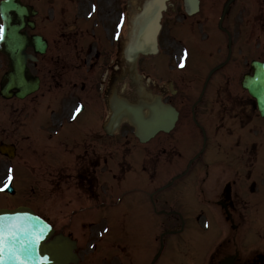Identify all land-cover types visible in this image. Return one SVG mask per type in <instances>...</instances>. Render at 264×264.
Wrapping results in <instances>:
<instances>
[{"label": "rangeland", "instance_id": "374dc122", "mask_svg": "<svg viewBox=\"0 0 264 264\" xmlns=\"http://www.w3.org/2000/svg\"><path fill=\"white\" fill-rule=\"evenodd\" d=\"M25 1L33 3L39 9L40 12L34 17L36 22L35 31L47 36L51 42L48 56H55L58 53L57 46H66L62 43L59 44L57 41V38L59 37L56 29L57 24L62 22L60 20L62 15H60V17L50 15L52 13H57L59 6L58 0H42L45 2L44 4L41 0ZM75 1H79V5L85 7L82 9L88 11V0ZM119 1H121L122 4ZM149 1L150 0H129V27H131L130 18H134V15L139 11V8L147 5ZM223 1L224 0H201L200 11L195 14L194 17L190 18L191 24L193 25L192 31L188 25H178L177 21L173 24H168V16L172 18L171 14L173 8L177 11V15L174 16L176 19L183 16L186 8L182 0H166L167 8L163 12L161 19L164 20L165 24H168V26L165 27L166 33L164 39L169 42V49L171 50L170 61L172 60L173 62V59L175 61L181 52L186 53V67L190 69V71L193 70L191 72V74H193L202 70L201 63L206 62L207 58L210 59L211 57H216L217 49L214 41L215 33L209 28V24L217 22L218 16L221 13ZM98 2L100 4V11H105L108 15L117 12L122 7L121 5L128 4L127 0H97L96 3ZM46 4L50 13H48L45 8ZM260 4L261 2L258 0H234L233 5H230V10H228L225 15V20L231 28H233L232 26L239 17L244 25L247 23L246 30H250L253 34L251 40H248L247 35V45L256 43L253 41V39L256 38L257 46L252 45L255 47V50L252 53L259 57L264 56V10L263 8L259 10ZM52 7H54V10L51 9ZM239 9H241V14L237 13ZM73 39L75 40L76 37H73ZM252 46L249 48L253 49ZM67 48L71 49L70 45H67ZM44 60L45 59H43L42 66H39V70L43 74L46 67ZM153 61L154 58H152L149 63H140L138 73L139 75L146 76V78L143 79V83H140L138 90L140 87L146 89L151 88L154 77L156 78L157 83H159V79L163 77L158 68H153ZM172 62H170V66L172 65ZM5 65L6 60L3 56H0L1 72L5 69L3 68ZM143 65H145V67ZM85 67L86 65L80 63L78 64L77 69L80 70L81 74H87V72L84 71ZM226 67L227 69H225V71H228L229 69L233 79L225 86L230 87L228 90L229 93H236L235 97L237 99V102L233 105L235 108L232 113L236 114L235 117H237V114L239 113L248 114L249 118L247 120L250 123L233 125L234 128L232 129L233 132H240V135H243L248 140L238 142L237 140H234L236 136L235 134L232 133L228 135L225 133V141H223L220 146V148H223L221 151L228 154L226 160L227 163H230L233 157V155L229 154H237L241 163V153L243 150L247 149L250 151L252 150L253 145H256L255 151L257 156H259L258 153H260L257 167H260L262 173H264V117H259L257 111H251V109H253L251 104L252 100L248 97L247 93L241 90L239 85H237L239 80L238 74L244 70V65H241L233 59ZM73 70L72 67L69 68L67 74L72 76ZM146 71L150 73H147ZM54 75L55 78H57V72H54ZM81 79H83V75L81 76ZM85 81H88V79ZM51 83H53V80H51ZM135 86L136 84L130 81L128 88L135 89ZM46 91L47 87L44 82L40 90L37 91L34 96H27L24 99H0V137L10 140L15 139L18 145L17 157L13 159V161H15L14 163H6V161L9 160L0 156V183L6 178V175H4L6 173L4 168L5 170H11L14 174L12 175L13 183L10 187L12 193L8 192L0 194V206L14 207L23 204H29L32 206L36 212L44 216L53 224L56 231L70 234L77 240V251L80 255L79 264H119L121 258L125 262L126 258L124 257V251L122 248L129 249V247H131L130 243H125L127 237L135 235L140 242V246L143 249H146L147 244H151V239L154 233L147 232V227L144 224H131L129 226L121 217L116 218L115 220L110 219V216H107L106 218L105 209L114 210V208L119 207V204L110 206L109 208H90L89 205L93 204L95 201L90 199L87 184L76 185L74 184L72 175L65 178L63 172L57 174L58 164L56 165V155L53 154L52 156L47 147V142H42L41 140L34 141L30 146L32 140L37 139L38 136L44 133L42 127L43 122L46 120V111L48 112L49 107L59 98L58 94H56L57 88L51 90L53 94H45ZM176 97L175 102L180 104L181 101L179 100L178 95H176ZM82 98L84 97L82 96ZM75 100L76 97H73L70 99L69 103H72ZM90 102L93 103V105L88 104L85 99L84 110L76 119L80 120L81 125L87 127L98 125V117L97 113H95L96 105L94 102ZM97 103H99L98 99ZM46 104L49 105L46 106ZM72 106L73 105H71V107ZM226 107L227 103L225 104V108ZM228 111L231 112L230 109ZM47 117L52 118L50 114H48ZM225 124L228 125L229 121L226 120ZM233 126H224L225 132L228 130V127L232 128ZM26 130L33 133H28ZM36 131L37 134H35ZM117 131L118 130L115 132ZM249 131L251 132V138L249 137ZM115 132L111 139H97L96 148L100 155L106 153L107 158L110 159L109 164L112 167L109 169V174H112L113 177L116 175V179L120 181L118 182L109 179V183L114 186L112 196L114 201L117 199V197L114 196L115 193L117 194L120 189H124V185L120 180L121 176L125 173L124 169L128 170V173L134 170L133 174H135L138 173L136 168H140V161L138 162L135 159H131L136 157L135 155H132V152H146L145 154H149L147 151H150L151 154L154 153L153 147L160 137L156 136L144 144L138 143L136 137L132 133V128L124 123L120 130L117 133ZM125 135L126 138L124 139L123 136ZM237 135H239V133ZM172 136H175V133ZM85 139L86 138L84 137V140ZM86 141L88 142L89 140ZM168 146L169 145H167V148ZM57 152L58 157H60L59 151ZM129 153L130 155H128ZM47 156L50 157L48 164L42 165V160ZM166 156L169 157L168 155ZM111 157H113L112 160ZM145 157L148 161V157ZM124 158L126 160H124ZM117 162L123 163V165L117 167ZM30 165H32V167H30ZM171 168L172 167L168 165L164 167L167 172L170 171ZM173 168H175L174 165ZM68 171H71V169H65V172ZM197 171H201V169L198 168L196 170H191L190 176ZM117 172L119 174H117ZM106 177L107 175L97 176V179L99 183H101ZM211 177L212 175L202 182L198 181L197 184L190 179V183L192 182L194 184L193 189H191L193 196L198 198V196H200L199 190L205 193L207 180L210 181L208 192L213 194L221 189L222 180L226 181L227 179H232V188H235L240 195V214L243 217L246 214L244 217V224H242V227L239 226L240 231L234 236L236 239L232 237V240L237 243V248L240 253H243V255L249 253L250 250H254L257 255L261 253L264 257V193L261 194V192H258L255 196H251V193H248L247 191V183L249 179H247L248 177L245 175V171L240 170V173L234 176L231 174V167L229 168V166L223 163L222 171L218 177L220 178V180H218L219 182L213 184ZM262 180H264V177ZM106 184L107 183L104 181L96 187L95 191L108 196V191H102ZM260 189L264 190V183L258 186V190ZM190 200V211H196L198 207L193 197H191ZM245 205L246 207H244ZM214 209L218 212V208L214 207ZM97 211H100L101 213L96 215ZM190 211H188L189 219L191 218ZM204 212L207 215L202 223L198 224L193 219L192 224L191 222L189 223L190 227L193 229L192 231H194L193 234L190 233L189 236L186 237L180 233L175 235L173 240L170 237H165L164 248L159 259L160 264H207L209 259L219 257L217 255L221 251V247L214 248V244H217L224 238L227 233L226 225L223 221L216 218L217 216L214 215V211H211L208 207H205ZM231 214L236 217V214L233 212H231ZM94 229H103L102 232L101 230L99 231V234L101 235L95 236L96 230L94 232ZM144 232L145 234H143ZM234 233L236 234V232ZM182 236L188 243L186 245L187 253L182 252L184 249V245H182V243L180 244V238ZM90 243L96 244L91 247ZM213 245L214 247H212ZM135 253H137V251ZM152 253L153 251L148 258L152 256ZM210 254L213 256L209 257ZM251 254L253 253L251 252ZM249 258L252 257L250 256ZM262 262L264 264V259Z\"/></svg>", "mask_w": 264, "mask_h": 264}, {"label": "flooded vegetation", "instance_id": "af4514ba", "mask_svg": "<svg viewBox=\"0 0 264 264\" xmlns=\"http://www.w3.org/2000/svg\"><path fill=\"white\" fill-rule=\"evenodd\" d=\"M67 11V9L65 10ZM112 14L108 15L107 12L98 13L97 20H99L100 24H91L90 28L87 25L77 24L74 22L72 24L77 29H82L83 31L90 30L92 35V40L89 43L90 48L94 50L93 55L90 56V63H94L98 65L102 70H106L107 73H110L111 78H114L118 72L121 73L122 78H125L123 75L124 70V61L125 55L123 54V42L118 41L116 44L117 50H114L113 41L111 37L108 36L107 31L112 26L110 17ZM64 27V25H63ZM83 40H76L75 41V48H74V57L69 59L67 55H65V51H62L61 55L55 57V61L58 62V68L60 69V78L58 83H61L62 79L65 78V68L70 67V60L76 59L80 62V55L83 52V49H80V45L83 44ZM59 48H62L61 46ZM220 55L217 56L216 64L219 61L223 60L224 51L220 50ZM222 54V55H221ZM53 59V57H51ZM232 58V50L229 56V60ZM233 59L239 61L238 56H233ZM74 63V60H73ZM215 64V65H216ZM42 65V63H41ZM114 65H117L116 69L113 70ZM208 63L205 64L204 69L207 68ZM35 68L38 67V63L33 65ZM214 65L210 66L212 68ZM222 66L217 68L210 76L207 78L205 85L202 87L204 79L208 74V71L204 73L203 71L196 72L193 74L188 75H175L172 78H168L167 81L169 82V87L164 89L157 88V92L161 94V98L169 101L170 103L175 102L178 95L179 100L181 101L179 105V128L175 131V136L171 137L169 141L170 143V151L165 161L159 159L160 155L155 157L154 161L155 164H158V172L157 169L152 174H147L148 179H152V181L159 182L165 176H169L173 178L172 182L168 185L165 190V193H156L152 197L153 205L158 212L155 215V222L160 223V207L161 205H170L168 206L169 210H175L182 213V216L186 222V216L183 214L185 211V203L180 198H176V192L179 189L184 187V183H179V178L175 177V175L182 170L180 164H183L188 158L186 157L187 153L176 151L172 147L173 143H178L180 140L185 141H192L193 138L189 137L188 134H195V131L192 130L191 126V119L188 115V107L193 108V91L202 90L203 93L201 95V99L203 101H198L193 110L190 112L191 118L197 119L198 128L205 134H211V138H214L215 134L218 133V127L221 125L223 121V114L225 111V104L232 107L233 102H237V99L233 93H229L225 91V77L229 78L231 73L225 72ZM221 70V71H219ZM76 74H78L76 72ZM114 75V77H113ZM78 77V75H77ZM79 78V77H78ZM83 86V85H81ZM229 90V89H227ZM206 94V99L204 100V95ZM192 100V103L190 102ZM177 103V102H176ZM64 112V111H63ZM183 117L184 119H182ZM181 119V121H180ZM177 125V127H178ZM58 138L62 141V143L69 142L72 144V148L75 149L76 154L74 157L73 162V174L75 175L76 184L82 185L87 184L88 187L92 191V196L95 198L97 197L96 191L92 190L96 185L95 174L97 169V157H96V148L93 146V142L89 144V150L84 149V151H80L81 149V139L80 136L75 132V130L71 127H65L62 131L59 132ZM165 139V138H164ZM165 142V140L163 141ZM161 142V146L158 148H162L165 144ZM169 143V142H168ZM183 144H181L182 146ZM205 151L198 156V164L205 168V172L208 173L212 169L214 175V182L217 183V178L219 177L221 170L213 168L212 163L209 164L208 158L205 155ZM212 162V161H211ZM168 164L171 166V173H168L164 169V165ZM173 165L175 168H173ZM62 168V167H61ZM61 168H57L60 170ZM196 175H187L185 174L183 177L187 180L192 179L194 182L196 180ZM184 180H182L183 182ZM142 182L144 180L142 179ZM239 189V188H238ZM229 193L225 196V200L218 201L223 207L231 206L233 209H236L240 203V196L239 193L236 191L234 193L233 199L229 200ZM172 204V205H171ZM179 207V209L177 208ZM168 218L169 221H180V217L176 214H170L165 216ZM234 264H259V260L257 258H246L240 260L238 257L235 258Z\"/></svg>", "mask_w": 264, "mask_h": 264}, {"label": "water", "instance_id": "95a60500", "mask_svg": "<svg viewBox=\"0 0 264 264\" xmlns=\"http://www.w3.org/2000/svg\"><path fill=\"white\" fill-rule=\"evenodd\" d=\"M186 1L191 12L197 9V0ZM34 13L31 6L24 5L20 0H0V15L3 22L0 50L8 58V70L3 74L0 82V93L3 97L16 95L22 98L37 87V78L30 74L26 66L27 57H33L27 54L25 49L27 46H32L35 51L43 52L45 42L38 35L28 36L23 30L26 25L33 26V22L27 18ZM251 66L253 74H246L242 84L256 98L258 108L263 114L264 62L253 61ZM163 114L165 112L160 117L163 123L156 122L153 116L151 120L145 121L148 125V133H138V136L146 140L159 129H170L176 115L174 112L166 116ZM0 152L12 156L14 147L0 144ZM0 223L16 224L19 229L14 238L6 240L0 264H68L69 262L75 264L78 260L73 251L76 247L75 241L62 233L50 237L53 234L52 227L27 206L13 209L0 208ZM34 236L38 239L34 240Z\"/></svg>", "mask_w": 264, "mask_h": 264}, {"label": "snow or ice", "instance_id": "6c2138e0", "mask_svg": "<svg viewBox=\"0 0 264 264\" xmlns=\"http://www.w3.org/2000/svg\"><path fill=\"white\" fill-rule=\"evenodd\" d=\"M0 31H2V27H0ZM11 181H12V175L9 174L7 181H5L4 187L0 188V191H4L9 186V183ZM18 230H19L18 225L16 224L4 225L3 223H0V259H3V252L5 250L4 246L6 240L14 238ZM33 239L34 240L38 239V237L34 236Z\"/></svg>", "mask_w": 264, "mask_h": 264}, {"label": "bare ground", "instance_id": "6f19581e", "mask_svg": "<svg viewBox=\"0 0 264 264\" xmlns=\"http://www.w3.org/2000/svg\"><path fill=\"white\" fill-rule=\"evenodd\" d=\"M148 3H149L148 4L149 7L146 9L145 12H143L145 14L151 12V11H147L148 9H150L151 7L154 8L156 6V2H153V0L152 1H149ZM136 16H137V19L134 21V24L136 25V28L138 29V31H140V35L137 34L138 36L137 35L136 36L141 41V43H144L149 38V34L151 32V26H146V24L144 23V21L146 20V17L147 16H143L140 19H139L138 15H136ZM135 30L136 29H134V31ZM130 41H131V39H130ZM134 42H135V40H134ZM129 46H130V49L131 50L136 47L135 43H133L132 41L129 42Z\"/></svg>", "mask_w": 264, "mask_h": 264}]
</instances>
